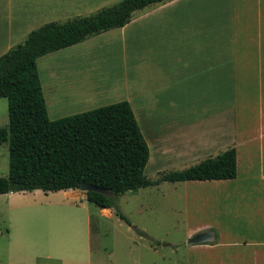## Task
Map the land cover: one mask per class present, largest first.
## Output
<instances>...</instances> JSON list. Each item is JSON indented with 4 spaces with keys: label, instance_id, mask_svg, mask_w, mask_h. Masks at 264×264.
<instances>
[{
    "label": "crops",
    "instance_id": "0c3cea01",
    "mask_svg": "<svg viewBox=\"0 0 264 264\" xmlns=\"http://www.w3.org/2000/svg\"><path fill=\"white\" fill-rule=\"evenodd\" d=\"M62 1L67 5L40 6L37 11L24 9L19 2L8 8L0 5V57L47 23L89 16L121 0ZM106 34L95 38L104 39ZM111 34L108 45L127 47L131 94L124 101L130 103L153 147V160L157 155L159 162L188 165L236 148V179L185 182L194 187L195 223L184 242L165 246L181 252L185 264H264V0H173L136 14L126 27ZM84 43L50 55H61L56 59L63 61L59 66L71 65L79 57L86 68L88 54L70 57ZM67 69L71 70L61 68ZM158 69L160 88L151 85L153 96L143 105L138 100L143 93H132V87L136 89V78ZM173 73L177 85L181 80L184 86L192 83L197 100L218 93L214 101L191 110L192 120H184L179 98L169 99L172 85L165 81ZM51 80L50 75L43 88L50 120L97 109L95 105L70 110L77 97L58 95ZM66 85L78 89L70 94L83 93L77 88L83 87L81 82ZM86 91L96 98L93 91ZM207 231L214 234L212 242L189 244L192 237Z\"/></svg>",
    "mask_w": 264,
    "mask_h": 264
},
{
    "label": "rangeland",
    "instance_id": "374dc122",
    "mask_svg": "<svg viewBox=\"0 0 264 264\" xmlns=\"http://www.w3.org/2000/svg\"><path fill=\"white\" fill-rule=\"evenodd\" d=\"M17 2L29 11H37L40 6L67 5L62 0H41V3L40 0H0V5L8 8L17 5ZM44 14L46 12L42 11V18L47 16ZM112 36L114 34L110 32L104 39H90L76 51L78 53H72L70 57L88 54L90 61L86 68H82L83 62L79 57L67 66L58 65L63 63L56 60L60 59L59 53L56 58L51 55L43 57L38 61L43 88L51 75V85L58 95L77 97L73 107H69L73 111L86 106L100 108L126 100L131 94L126 74L127 47L108 45ZM66 67L71 70H61ZM176 78V73L168 74L165 83L172 85L173 97L169 99H180L178 105L182 104L184 108V120H192L191 110H197L202 102H212L218 96V93L216 97L208 93L203 96L205 98L197 100L199 94L193 91L192 83H185L184 86L181 80L177 85ZM160 79L159 69L148 71L136 78V89L132 87L131 92H142L138 100L145 105V100L153 96L151 85L158 90ZM74 82L83 84V87L77 88H81L84 96L70 94L78 89H70L73 87L69 88L66 84L74 85ZM86 90L94 91L91 96L97 95L96 98L88 97ZM44 95L46 97L45 91ZM8 123V101L2 99L0 129L6 128ZM150 151L145 171L150 180H157L170 172L183 171L201 162L195 159L188 165L168 164L159 162L157 155L153 160V147ZM9 162V144L1 143L0 177L9 176ZM193 189L191 183H162L119 197L118 208L131 225L122 221L115 209L104 212L90 203L87 194L80 190L0 195V264H185L182 253L165 244L184 242L188 229L194 225Z\"/></svg>",
    "mask_w": 264,
    "mask_h": 264
},
{
    "label": "trees",
    "instance_id": "16d2710c",
    "mask_svg": "<svg viewBox=\"0 0 264 264\" xmlns=\"http://www.w3.org/2000/svg\"><path fill=\"white\" fill-rule=\"evenodd\" d=\"M173 0H121L94 14L50 22L0 57V99L8 101L9 125L0 129V144H9L8 177H0V195L79 190L83 184L107 190L89 192L101 209L118 208L119 197L162 183L225 181L237 177L232 147L183 171L146 177L150 148L128 101L50 120L38 60L126 27L136 14Z\"/></svg>",
    "mask_w": 264,
    "mask_h": 264
},
{
    "label": "water",
    "instance_id": "95a60500",
    "mask_svg": "<svg viewBox=\"0 0 264 264\" xmlns=\"http://www.w3.org/2000/svg\"><path fill=\"white\" fill-rule=\"evenodd\" d=\"M79 190L86 194L89 192H96V193L104 194L106 196L111 195L109 191L95 187L90 184H83ZM213 240H214V234L210 231H207V232H203V233L197 234L194 237H192L189 241V244L190 245L207 244V243L212 242Z\"/></svg>",
    "mask_w": 264,
    "mask_h": 264
},
{
    "label": "bare ground",
    "instance_id": "6f19581e",
    "mask_svg": "<svg viewBox=\"0 0 264 264\" xmlns=\"http://www.w3.org/2000/svg\"><path fill=\"white\" fill-rule=\"evenodd\" d=\"M68 76V74H66ZM100 79V78H99ZM94 90V89H93ZM96 91V90H95ZM92 92V91H91ZM94 92V91H93ZM97 92V91H96ZM90 93V92H89Z\"/></svg>",
    "mask_w": 264,
    "mask_h": 264
}]
</instances>
